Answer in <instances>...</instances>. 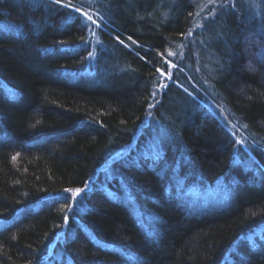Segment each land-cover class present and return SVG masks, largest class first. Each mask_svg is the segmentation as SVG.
Masks as SVG:
<instances>
[{
    "label": "trees",
    "instance_id": "1",
    "mask_svg": "<svg viewBox=\"0 0 264 264\" xmlns=\"http://www.w3.org/2000/svg\"><path fill=\"white\" fill-rule=\"evenodd\" d=\"M1 220L0 264H264V0H0Z\"/></svg>",
    "mask_w": 264,
    "mask_h": 264
},
{
    "label": "rangeland",
    "instance_id": "2",
    "mask_svg": "<svg viewBox=\"0 0 264 264\" xmlns=\"http://www.w3.org/2000/svg\"><path fill=\"white\" fill-rule=\"evenodd\" d=\"M40 206H41V203L38 204L37 206H35V208L38 209ZM10 222H11V220H1L0 221V229L5 227L6 225H8Z\"/></svg>",
    "mask_w": 264,
    "mask_h": 264
},
{
    "label": "snow or ice",
    "instance_id": "3",
    "mask_svg": "<svg viewBox=\"0 0 264 264\" xmlns=\"http://www.w3.org/2000/svg\"><path fill=\"white\" fill-rule=\"evenodd\" d=\"M88 19L90 20V19H91V17H88ZM66 191H70V190H66ZM77 191H79V190H77Z\"/></svg>",
    "mask_w": 264,
    "mask_h": 264
}]
</instances>
